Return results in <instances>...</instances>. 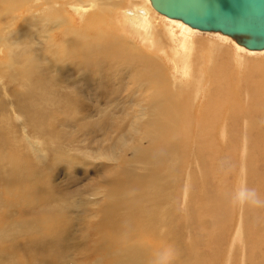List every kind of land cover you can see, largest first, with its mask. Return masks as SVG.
I'll return each instance as SVG.
<instances>
[{"label": "rangeland", "instance_id": "rangeland-1", "mask_svg": "<svg viewBox=\"0 0 264 264\" xmlns=\"http://www.w3.org/2000/svg\"><path fill=\"white\" fill-rule=\"evenodd\" d=\"M94 1L95 0H55V3L58 4V9L61 8V10H63L62 7L65 5V8H67L66 10H67V12H69V14H65L63 17H64V19L67 17L65 19V21L69 20V22L71 24H73L74 27L81 26L82 21H80V20H83V22L86 24L87 29L90 30V33H87V35H92L91 29L93 30V33H96L98 31V29L94 28L93 23L95 21H99L101 23L99 25L100 29L102 31L109 33L108 38L115 42V46H117V47H114L115 49H120L119 47L124 48V49L126 48L132 52V55H136L134 48H133V46H136L137 48L140 49V52H138L139 57L140 56L151 57L153 59H156L158 62H165L166 66L169 67V70L166 67H164L165 71L163 69L159 70V71L163 72L162 78H167L171 82L169 84H167L166 81H163L166 83V84L164 83L165 86L163 85V82L162 83H160V82L152 83L150 76L148 77L147 74L143 73L140 70L141 68H138V66H137L138 64L128 63V62H124V61H122L124 67H129L135 71L133 77L129 76V78H127L126 77L127 75L123 74V76H125V78L123 76H120L121 79L119 78V80H122V82H121L118 79L115 80L112 77L113 75H111L109 77L103 76V78H105V79L102 80L103 78L102 77L100 78L98 75H95V76L91 75V73L93 74V72L88 73L87 71H89V69L85 70L84 72L83 71L81 72L80 67H78V66H80L79 61H73L71 64H69L71 74L68 73L67 75L65 74V76H64V77H66L65 78L66 83H68V82L69 83L67 85L62 84L61 86H59L61 88L62 87L64 88L67 86L66 91L68 93V97H66L63 101L61 99V104H64V105L66 104V106H65L66 108H63L62 112L54 113L52 115V117L55 116L54 118L51 117L48 120L46 118H45L46 120L43 118V122L45 120V122H44L45 124L38 126V129L37 128L35 129V131H34L35 133L37 131L39 132V133L37 132L38 134H36V139L40 141L39 142L40 144L36 143L35 140L33 141V139H30L32 142L29 144H27L24 140H22V143H21V141H19L20 140L19 139L15 145L14 150L9 148V146L11 144L10 141H11V139H13L11 137L13 134H10L7 130L9 129V127L11 125H13L14 127L16 126L18 128L13 129V131L16 132L17 137H18V135L21 136L20 126H17V125H20V123H22L24 114L23 113H17V116H18L17 120L18 121L15 119L10 120V118H8V117L9 116L13 117V114L11 112L7 113L8 105L6 104V97L2 96V94L0 93V110H1L0 111V118H1L0 119V134H5L6 137H3V139H7L4 141L2 140L0 142V163L3 166L5 165L4 168L7 169L6 172L11 171L13 173L21 171L23 168L22 165H23L24 161L28 160V159L30 161L31 167L32 166L34 167L33 170L40 169L42 166H44V168H45L43 171V173L45 174L44 178H43V180L45 179L44 186L46 187L47 191L49 190L48 191L49 193L50 192L54 193V191H57L55 193H58V194H48L47 193L46 199H48L49 202L48 203L44 202V204H43L44 206L24 207L21 204H17L16 206H15V204L14 205L9 204L8 200L4 197L3 189L2 190L0 189V192H1L0 193V264H25L23 261L24 257H21V255H25L27 257L28 254H31V253L32 254H38V252L41 249L40 246H38L39 248L35 251H29L28 248L26 249V247H28L27 244H25V243L21 244V242H24L23 236H27V235L29 238H33V239L38 238L39 240H41L44 235H50L52 237H57V238L59 237L56 241H54V240L52 242L50 241V243L47 245L48 249L46 248V250H44V249L41 250V252L38 256V259H39L38 261L34 260L36 258L35 255L30 256V258L29 257L26 258L27 260H29L28 261L29 264H59V263L60 264L61 263L62 264H100V262H101V264H110L109 261H114L113 255L112 256H109V254L107 255V253L104 252L106 249L104 250L100 244H101V242L106 241L107 238L111 237V234H112V236H115L116 234L113 235V233H114L113 232L111 234L110 233L108 234L109 237H107V236L105 237L104 235H101V236L98 235L97 236L98 238H94L96 236H93L91 232H93V226L95 223H96V227L98 228L99 232H100V230L105 232V229L103 228L102 225L100 227L98 226L100 224L98 222H102L103 220L106 221L105 216H103L102 214L101 215H99V214L101 213V207L108 200H109L108 201L109 203H113V204L124 203V204H122V206L123 205L126 206L127 204H128V206H130L131 201L129 200V198H127V191L126 190H127V188H129L131 186V182L129 179V175L127 177L126 176L122 177V175L120 174V171H125L128 173L132 170L134 174H139V175H144V173H146L144 171H138L137 167H140L141 165L139 163L133 164V160L130 159L133 155V152H135L134 149L136 150V152H137V150L140 151L141 149H145V148H146L145 150H147V149L152 150L151 153H153V155H149L148 152H145L146 155L150 158V156L151 157L155 156L157 151L159 149H161L160 147L164 148L163 146L165 144L169 145V147L172 146L173 144H171L170 141L175 142V139L178 140L179 144L182 143L184 145V143L178 138L177 135H168V136L166 135L162 139L163 133H159V131L156 129L155 130L154 129H152V130L148 129V127L151 125L143 126V127L140 126L141 133L139 135L131 134V137L129 139H132V143L138 145L137 147H136V145L134 146L132 143H131V145L129 144L128 146L125 145V143L128 139V135H127V131H128L127 126L128 125L127 126L126 125L122 126V125L125 122H128V118H126L127 116L123 117V113L125 112V114H126L127 112H129V113L131 112V114L129 116L132 117L133 114L137 110L140 111L139 110L140 107L137 104L140 103L139 101H141V100L138 101L136 99L135 95L133 94V90L135 91L136 89L134 88V86H133L134 84L132 81L133 79H135L137 77L138 74L140 76L139 79L145 78L143 80L146 83V86L144 87V91L147 93V88H148V89H152L151 90L152 92H155V95L143 96L142 100L145 98L147 101H149V100H151L150 98L152 97L156 101L158 100L157 102L159 103L160 100H165V98H164L165 96H167L166 98L174 96V100H173L174 103H172L173 102L172 100H170L171 103H169L170 101L166 102V103H167V105H170V104L172 106L176 105V107L175 106L174 107L169 106V108H167V110H166L167 112L161 111L163 116H165L164 114H166L167 116H165V118L168 119L169 118L168 116L171 117L174 114L180 113L182 115L183 121L187 120L189 122V123L186 122L187 123L186 125H184V124H182V125L186 126V128H187L188 125L190 124L189 128H190L191 132H190V135L189 134L186 135V138H189V139L191 138V142H195V140L199 141V139L201 142H203V139H204L206 141V142L204 141L205 143L208 142L209 145L210 144L212 145L211 149H209L210 152L207 151V149L205 152H207V154L209 152L208 155H210L209 157L211 159H213V157L215 156L214 159L216 158L215 159L216 168L218 169V167H219L220 170L218 169L219 171L215 172V170L212 169V171L210 172V175L209 174L207 175V173H208L207 168L210 167V165L207 164L210 161V159L208 157L209 160L206 163L207 164L206 165V175L208 178H209V176L211 178L210 185L208 183V178L206 181L205 174H202V175L197 174L198 176L192 177L195 180V181L192 180L190 182L191 183L190 184L191 189L193 192V198L191 199L189 207L191 208L192 214H196L198 212L197 210L200 207H202L201 206L202 204H204V203L209 204L207 201L208 198H210L211 196H214L215 192H218V191H219V199L221 200L223 205L221 204L222 207H220V209H219V210H221L220 211L221 213L219 212V210L217 211L214 209L209 215L203 217L202 222H203L204 226L202 227L201 231L197 230V229H200V226H196L197 229H194V232L192 233V226H189V225H192V222L194 225H197L199 223V221L201 220V218H198V217H196L190 213L186 214V217H185V209L182 210L181 212H179L176 210V208H177L176 206L170 207L168 204H167L168 210L170 208L172 209V207L175 209V214L172 215V217H169V222L171 225L167 226V224L165 225V223H163V225H160L159 231L152 226H147V225L143 226L144 224H147V220L148 221L158 220V217L160 215L159 214L160 210L157 207L158 202L163 203L164 201L168 200L167 195H168V193H170L168 190L165 189L164 196H163L164 199L162 198V194L160 195L161 196L160 199L157 198L158 201L156 200L155 195L150 197V200L156 204L155 206H156L157 210H155V209L150 210L151 206H149L145 210H143V208H142L140 210V212L126 215L127 224H126V228H125L126 231H125L124 240L126 242H128V241L129 242H132V241L135 242V240L141 238L140 236H135V235H141V234L145 233V238L148 242H150L149 238H150V240H154V243L152 245L155 246V252L158 253L157 244H156V242H158L161 246L160 253L167 254L170 250L174 251V247L176 250L174 253L180 252V246H178L179 245L178 242L180 239L181 240L183 239L184 242L186 241L187 244L189 243V239H190L191 240V242H190L191 246H189L190 250L188 249L189 250L188 253L186 255H184V257L181 258V260H180L181 263L172 262V264H234V261H235V264H246L245 262L249 259V255H248L247 249H246V247H247V244H246L247 236L248 235H249V237L250 236L251 237L263 236V238H264V235H263L264 233H261L263 231H260V229L264 228V227L261 228L262 226H264V221H262V220H264V200L261 199V198L264 199V186H263L264 181H261L264 179V115H263L264 114V110H263L264 109V99H262L263 103H262L261 107L259 108V113L249 109L250 100H249L248 93H242L241 87H245L247 89L245 80L248 79V81H249V87L248 88L250 89V87H252L254 85V77L251 75V73L249 74L248 69H247V71H245V69L247 67L244 68V66L242 64L240 65L239 63L242 62L241 59H244L243 60L244 62L250 63L248 66H251L254 63H256V64L259 63L262 65V64H264V54H247V53H245L239 49L234 48V46L224 37L209 36V35L201 34V33L191 34L188 30H186L187 32H184V30L180 27V24L171 23V22L165 20L164 18H162L159 14H157L150 7L148 0H134L136 3L133 0H131V1L130 0H98L101 3L107 1L108 5L112 6V7H105V9H104L105 15L101 11L97 10L96 6L91 7L88 10L84 9L85 5H91ZM17 3L16 4L5 3L4 6L7 7L10 4H14L16 6V5H18ZM46 6L51 7V5H49V4ZM78 8L79 9L83 8L84 11H80V10H78ZM135 8H137L135 10L137 15L141 16V17L147 13L146 9L151 11L152 17L150 20L154 23V27L156 28V34H157V39H158L157 42L160 46H162L164 44L163 42H161L162 40L166 41V43H169L168 48L171 47L172 49H177V48H179L180 45L185 44L186 42L189 44L190 50L198 49V48L203 47V46L208 44V46L202 48L201 52L199 50L198 54H201L203 61H204L206 55H211L212 58H216L217 59L216 68L221 69V71H223L225 73L224 83L218 85V87H219L218 91L215 90V92L211 93V96H210V94H209L210 80L206 78L204 72H201V67H202L203 61L201 63L197 64L196 72L197 73L201 72L200 76H196L197 79L196 78L194 79L191 76V72H190L184 79L187 81V84L178 85V82L175 83L176 85L172 84V82L176 81L172 75V72H174L175 67H177V66H173V65L178 64V58L174 57L173 62H169L167 60L169 58H167V57H163V56L157 57L156 56L157 50H155V52H154V50L152 49V43L145 40L142 36H138L136 34V32L134 30H132V29H137V26L134 23L125 22L126 28L122 27L119 24V20H121L123 17L127 18L125 11H130L129 9H135ZM142 10L145 12L144 14H141ZM128 13H130V12H128ZM82 16L86 17V18L80 19V17H82ZM72 21H73V23H72ZM20 26H21V24H20ZM17 28L18 27H16V30H17ZM26 28H27V26L24 29H26ZM27 30H29V28ZM34 31H35L34 28H30V32H34ZM98 34H101V32L99 31ZM23 40L27 41L26 38ZM23 40H20V41L24 43ZM217 48H220V49H217ZM158 51L165 54L164 50H162L161 48ZM188 52H189V49H188ZM239 54H241L242 56H247V57L245 58V57L239 56ZM133 57L138 59L137 56H133ZM240 57H242V58H240ZM192 59H193V54L191 53L189 55V57L187 58V61L186 62L184 61V66L186 65V71H187V66H188L189 62ZM132 61L135 62V60H133V59H132ZM75 62H76V64H75ZM178 65H179V67H181V65H182L181 62H179ZM75 66L78 67L79 70ZM12 68H13V66L11 64L9 65L8 63L4 64V66L0 68V75H1L0 78L3 79V81L6 82L10 79L11 75L13 74V71H11ZM77 72L79 74H77ZM238 77H239V79H237ZM255 77L258 78L259 80H260V78L264 79V76L263 77L262 76H259V77L255 76ZM111 78H113V79H111ZM23 79L24 78L19 77L18 80L13 82L12 84L15 87H17L19 85H21V86L29 85L30 81H28L26 79L23 80ZM198 79H199V81L196 82ZM222 79H223V76H222ZM136 80H138V78H136ZM242 80L244 81V83ZM204 81H205V83H204ZM240 82L242 84H240ZM195 84H197V85H195ZM70 85H73L72 87L75 88L74 91H73V88L72 89L68 88ZM99 85L102 87H100ZM193 85H195L194 87L197 89H195L194 87H191ZM132 86H133V88H132ZM183 86H184V88H183ZM199 86L200 87L203 86V87L200 88ZM165 90L167 92H165ZM27 91H29L30 93H26ZM247 91H248V89H247ZM52 92L53 91H51V94H52ZM54 92L56 93L57 91L54 90ZM54 92H53V94H55ZM158 92L162 93V94L164 93L165 95L164 94L161 95L162 98L157 97V96H159ZM32 93L39 95L35 90L20 89L17 92V94H20L22 97H25V96L32 94ZM7 94L9 96L12 95L9 93H7ZM136 95H138V94H136ZM146 96H148L149 98ZM153 96H155L156 98ZM129 97H130V99H129ZM73 98H74V100H73ZM75 99L78 101L77 102L78 104H76ZM128 101H130V102H128ZM179 101L181 104L178 103V105H177L176 103ZM131 102L134 103L136 106L132 107ZM36 103L41 104L42 100H40V98H39L38 102L36 100ZM52 103L53 102H51V104ZM46 104L47 103L44 102V105H46ZM108 105H109V107H108ZM163 105H164V103L162 104V106L160 104L161 107H163ZM46 106H48V104ZM171 107H172V109H171ZM52 108L53 107H50V109H52ZM131 108H133V109H131ZM136 108H137V110H136ZM130 109H131V111H129ZM247 109L249 111H247ZM52 110H56V107L53 108ZM218 110H220V111H218ZM132 111H133V113H132ZM148 112L153 113L151 110H149ZM249 113H250V115H249ZM251 113H252V115H251ZM261 114H262V116H261ZM105 115H106V117H105ZM183 115L186 117H184ZM248 115H249V117L251 116L250 119H249ZM257 117H258V119H255ZM39 118L40 117H37V119H39ZM252 118H254V119H252ZM53 119H55V120L53 121ZM63 120H65V121H63ZM209 120L211 122H209ZM10 121H12L13 123ZM47 121H49V122H47ZM123 121H125V122H123ZM234 121H235V123H234ZM73 123H75V125H73ZM79 123L82 126H80ZM48 125H49V127H48ZM99 125H101V126H99ZM98 126L100 129L98 128ZM120 126H122V127L120 128ZM229 126H231V127H229ZM7 127H8V129H7ZM14 127H12V128H14ZM45 127L47 128V130L45 129ZM51 127H52V129H51ZM205 127H206V129H205ZM48 128H50L51 130L48 131ZM198 128H200L202 130H200ZM250 128H251V130H250ZM28 129H30V128H28ZM85 129H87V130H85ZM222 129H224V130H222ZM52 130L55 132H53ZM91 130H93V132ZM105 130L108 132H106ZM253 130H256L257 132L254 131L252 133ZM11 133H13V132H11ZM27 133H29V135L30 134L33 135V132L27 131ZM99 133H101V134H99ZM44 134H46L47 136H44ZM54 134L55 135L58 134V135L55 136ZM103 134H105L107 137L104 136ZM141 134H142V136H141ZM197 134H199V135H197ZM248 134H251L253 137L249 135V138H248ZM7 135H9L10 137ZM67 135H69V136L67 137ZM207 135H208V137H207ZM38 136L39 137L42 136L41 139ZM61 136H63V137H61ZM65 136H66V139L64 138ZM32 137H34V136H32ZM57 137L58 138L60 137V139H58ZM71 138H73V139H71ZM134 138H136L137 141ZM171 138H173V139H171ZM52 139H53V141H52ZM81 139H82V141H81ZM110 139L112 141H110ZM133 139L135 140V142H133L134 141ZM89 140H91V141H89ZM120 140L123 143H121ZM124 141H125V143H124ZM33 143H34V145H33ZM158 143H162V144H159L157 147L156 144H158ZM26 144L28 145V147H30V149L29 148L23 149L22 150L23 152H20L21 147H24V146L27 147ZM154 144H155V146H154ZM39 145H41L40 148L43 151L45 150V152H46V153L44 152L45 159L43 158V161L44 160L45 161L39 162L40 164L42 163L41 164L42 166H40V164H37L38 162H37L35 157L34 158L32 157V154L35 153L33 149L35 148V146H39ZM1 146L3 149H1ZM92 146H94V147H92ZM97 146H98V150L99 149L101 150V147L103 146L102 148H104V149H102L101 151L99 150V152H103V156L106 155L104 152L105 150L110 149V147L115 148V146L117 149L120 150V154L117 155L115 160H109L108 161V160L103 159V158H97V156L94 154V152L97 150ZM89 147H91V148H89ZM127 147H128V149H127ZM53 148H55L54 151L52 150ZM184 148H185V146H184ZM196 148H199V147L196 146ZM207 148H209V147H207ZM4 149H5V152H3ZM183 149H182V153L184 151ZM11 150H12V153H15L14 155L12 153L10 154ZM73 150H74V152H73ZM24 152H26V153H24ZM67 152H68V154H67ZM172 153H173V150L171 151V155H172ZM6 154H8V155L6 156ZM67 155H68V157L69 156H71V157L68 158ZM230 155H232V156H230ZM72 156L74 157L73 159H75V162L72 159ZM119 156H121L123 159ZM66 157L68 159V160L66 159V161H69V160L71 161V159H72V161H71L72 164L70 161L68 163H65ZM13 158L15 160L11 161V159H13ZM126 159H127V161H126ZM166 159H167V157H166ZM192 159L193 158L189 159L190 161L188 162V164L193 163V161H191ZM248 160L250 162L249 165L252 166L251 169L255 172V175L257 177H260V179H258V180L257 179L253 180V184L251 187L249 186V183H248V170H249ZM35 161H36V163H35ZM168 162H170V160ZM168 162L165 161L162 163L163 165H164V163L167 164L165 166V168H168ZM210 162H212V161H210ZM81 163L83 165H81ZM52 165H53V167H52ZM212 165H213V162H212ZM247 165H248V168H247ZM151 166L154 169V170H152L153 172L157 171V169L154 165H149L148 167L151 168ZM104 167H106V168H104ZM233 167H235L236 169L234 168L235 169L234 170ZM253 167L255 169H253ZM107 168H109L110 171L106 170ZM134 170H135V172H134ZM166 170L167 169H165V175L168 174V173H166ZM0 172H1V170H0ZM246 172H247V174H246ZM1 173H0V176L2 175ZM105 173H107V174H105ZM127 173H125V174H127ZM214 173L215 174L217 173V174L215 175ZM218 173H219V175H218ZM220 173H222V174H220ZM47 175H49V176L47 177ZM214 175L217 177L222 176L223 177V178L221 177L222 182L218 178H216ZM103 176L105 178L107 176H109L108 180L112 179V181H114V182L121 181V182H119L120 186L122 187V188L120 187V191L122 189L121 194L118 193V190H114L113 193L109 194V196H111V198H108V195H106V192L104 190L105 188L103 186V184L106 183V181L103 180L104 179ZM166 176H167L166 178L168 181L172 180V175L170 176V174H169V177H168V175H166ZM99 177H102V179ZM176 178H177V176H174L173 181ZM204 179H205V181H204ZM213 179L215 182L211 183L213 181ZM243 182H244V184H243ZM202 183H204V186H202ZM257 183L260 184V188H259V184H257ZM161 185L162 184L158 185L157 187H159ZM208 185L210 186L211 191H208V193H207L206 189H207V187H209ZM247 185H248V187H247ZM56 186H57V189L55 190L54 187L56 188ZM49 187L52 189H50ZM79 190H80V192H78ZM252 190H253V198H254V201L256 203L255 206H259L258 207L259 213H257V214H255V212L252 213V215H255V216L259 215L258 216L259 218L258 217L255 218L256 226H254V227H256V228H254L255 231L251 230L252 232L251 231H245L242 228V230H243L242 234L240 232V235L238 236L239 231H237V230L240 229L241 223L243 224L242 217L245 214V213L243 214V210L245 209V208L243 209V205L245 206V202L247 200V194ZM93 191H95V192H93ZM96 192H98L99 194L95 195ZM202 192H205V199L203 201L201 200L203 198ZM171 193L173 195V192H171ZM221 193L222 194L224 193V194L222 195ZM124 194H125V196H124ZM137 194H138V192H132V196H135ZM210 194H211V196H210ZM259 194L262 197H260ZM50 195H52L51 196L52 198H55L58 195L56 201H53V199H51ZM59 197H61V198H59ZM91 197H93L94 199ZM80 198H82V199H80ZM83 198H85V199H83ZM171 198H174V197L172 196ZM260 199L262 200V202L260 201ZM161 200H163V202ZM171 200L172 199H170V201ZM76 201H80L82 203L83 202L89 203V201L91 202V204L89 206H85L86 209L88 210V213H86V216H90L89 217V223H88L89 227L87 226V227L83 228V227H81V225H78L77 221L80 219V217L85 216V214L80 215L81 214L80 213L81 208L79 207V209H76L73 206ZM71 202L73 205L71 204ZM204 206H206V205L204 204ZM66 207H68L67 210L65 209ZM228 207H229V209H228ZM61 208L65 209V211L64 210L63 211L66 212V216H65V213H63L64 216L61 217L60 223L58 224L59 226H57L56 231L51 230L52 232H50V230H48L45 234L42 235L41 233L43 232L44 229H49L48 225L43 224L45 222H42V220L43 221L45 220L44 216L47 215V213H49V212L50 213L51 212H59V211H61ZM204 208H201V209H204ZM95 209L97 212H100V213L98 214L95 211ZM162 209H161V216H163V217L161 219L163 221H165V219H166L165 209H163V210ZM247 209L251 210L249 208H247ZM253 209H255V208L253 207ZM224 210H225V212H224ZM222 212H223V215L226 216V220H229L226 222V226H224V221H226V220L222 219V216H223ZM180 213H182V214H180ZM89 214H91L92 216ZM154 214H156V215H154ZM101 216H103V217H101ZM63 218L65 220H62ZM140 218H141V220H140ZM219 220H223V221L219 222ZM132 222L139 223L140 225L143 226L144 229H135L133 231L134 233L133 232L131 233V230H130L128 223H132ZM175 222H177V224L178 223L180 224L178 227V230L180 231L178 238L174 237V235L171 236V233H173V231L171 232L172 227H173L172 225ZM62 224H66V228L63 230L60 229V226ZM32 227H33V229L29 230ZM25 228H26V231L29 230V233L26 235H23V232L21 230L25 229ZM174 228L175 227H173V229ZM167 229H168L169 233L167 232ZM152 230H155V232L150 233ZM186 230H188V231L190 230V232H191V237L188 240L186 239V234H185ZM112 231H113V229H112ZM249 232L251 234H248ZM40 234H41V236H40ZM151 234H152V237H151ZM166 235H169L172 238L168 237V238L164 239ZM61 236H64V238H62L63 240L61 239ZM100 237H101V239H100ZM154 238H156V239H154ZM242 239H243V241H242ZM31 240L32 239H29L30 245L32 243ZM60 240L63 242H61ZM55 242H56V247H55ZM197 242L199 245L197 244ZM59 243H64V244H59ZM50 244L54 247V249L52 248V246ZM60 245L62 247H64L65 249L62 248ZM66 245L69 247H67ZM196 245L199 246V248ZM24 246H26V247H24ZM23 247H24V249H26L25 253H24L25 250L23 249ZM10 248H13V249L10 250ZM80 249L82 250V252H79V254H80V256H79V255H77L76 251H79ZM15 250H17L18 254L14 253ZM29 252H31V253H29ZM66 252H67V254H66ZM102 252H104V253H102ZM196 252H197V254H196ZM263 252H264V248H262V253ZM73 253H76V254H73ZM263 255H264V253H263ZM150 256L152 257V254H150ZM243 256H244V258H243ZM109 257H110V260H109ZM107 258L109 261L107 260ZM163 258H164V256H162L157 261V264H170L171 263V262L163 261ZM189 258H190V260H189ZM230 261H232V262H230Z\"/></svg>", "mask_w": 264, "mask_h": 264}, {"label": "bare ground", "instance_id": "bare-ground-1", "mask_svg": "<svg viewBox=\"0 0 264 264\" xmlns=\"http://www.w3.org/2000/svg\"><path fill=\"white\" fill-rule=\"evenodd\" d=\"M15 2L16 3L18 2L17 3L18 5L15 6L14 5V4H16ZM148 2H149V0H148ZM5 3H14V4H10L7 7H5L4 6ZM48 4L51 5V7L46 6ZM94 6H96V9L101 11L104 15H105V11H104L105 7H112V6L108 5L107 1L101 3L98 0H95L91 5H85L84 9L88 10L89 8L94 7ZM150 7H151V5H150ZM62 8H63V10H61V8L58 9V4L55 3V0H0V68L3 67L4 64H7V63L9 65L11 64L13 66V68L11 70V71H13V74L11 75V77H10V79L8 81L5 82V81H3V79L0 78V93L2 94V96L6 97V104L8 105L7 113L11 112L13 114V117L12 116L8 117V118H10V120H13V119L17 120V118H18L17 113H23L24 114L22 123H20V125H17V126H20L21 136L18 135V137H17L16 136V132L13 131V129H17L18 127H16V126L14 127L13 125H11L10 127L8 126L9 129L7 127V129H8L7 131L10 134H13L11 136L13 139L10 138L11 139V141H10L11 144L9 146L10 149H13V150L15 149V145H16V143H17V141L19 139H20L19 141H21V143H22V140H24L27 144H29V143L32 142L30 139H33V141L35 140L36 143L40 144L39 143L40 141L36 139V134H38L39 132L37 131L38 133L37 132L35 133L34 132L35 129L36 128L38 129V126H41V125L45 124L44 123L45 120L46 119L47 120L50 119L54 113L62 112L63 111L62 109L66 108L65 107L66 104L65 105L61 104V99L63 101L66 97H68V93L66 91L67 90V88H66L67 86L64 87V88L63 87L61 88L59 86H61L62 84H66L67 85L69 83V82L66 83V79H65L66 77H64V76H65V74L67 75L68 73L71 72V70L69 68V64H71L73 61H79V65L80 66H78V67H80L81 72L82 71L84 72L85 70L89 69V71H87L88 73L89 72H93V74L91 73V75H93V76L98 75L100 78L101 77L103 78V76L104 77H109V76L113 75L112 77L115 80L116 79L119 80L120 76H123V74L127 75L126 76L127 78H129V76L133 77L135 71L133 69L129 68V67H124L123 63H122V61H124V62H128V63L138 64L137 65L138 68H141L140 70L143 73L147 74L148 77L150 76V79H151L152 83H157V82L162 83L163 81H166V83L169 84L171 82L167 78H162L163 72L159 71V70H162V69L165 71L164 67H166L169 70V67L166 66L165 62H158L156 59H153L151 57H143V56L139 57L138 56V52H140V49L137 48L136 46H133L136 55H132V52L129 49H126V48L124 49V48L119 47L120 49H115L114 47H117V46H115V42L108 38L109 37V33L105 32V31H102L100 29L99 25L101 23L99 21H95L93 23L94 28L98 29V31L96 33H93V30L91 29L92 35H87V33H90V30L87 29L86 24L83 22V20H80V21H82V25L81 26L74 27L73 24H71L69 22V20L65 21V19L67 17L64 19L63 16L65 14H69V12H67V10H66L67 8H65V5ZM84 9L83 8H81V9L78 8V10H80V11H84ZM136 9L137 8L129 9L130 11H125L127 18L123 17L121 20H119V24L122 27L126 28V23L125 22L134 23L137 26V29H132V30H134L138 36H142L145 40H147L148 42L152 43V49L154 50V52H155V50H157L156 51V54H157L156 56L157 57L158 56L167 57V58H169V59H167L169 62H173L174 57L178 58V64H179V62H181L182 65H181V67H179L178 64L177 65H173V66H177V67H175L174 72H172V75H173V77L176 80V81L172 82V84H175L176 82H178V85L187 84V81L184 80V79L190 72H191V76L194 79L195 78L197 79L196 76H200L201 72H204L206 78L210 80V86H209V94H210V96H211V93L215 92V90L218 91V89H219L218 85L224 83L225 73L223 71H221V69L216 68V65H217V59L216 58H212L211 55H206V57H205V59L203 61V58H202L201 54H198L199 50L201 52L202 48L208 46V44L203 46V47H200V48H198L196 46L198 49L190 50V46L186 42L185 44L180 45L179 48L172 49L171 47L168 48L169 43H166V41L162 40L161 42H163L164 44L162 46H160L158 44V42H157L158 39H157V34H156V28L154 27V23L150 20L151 17H152L151 16V11L146 9L147 13L141 17V16L137 15V13L135 11ZM128 12H130V13H128ZM155 12L157 14H159L162 18H164L165 20H167V21H169L171 23L180 24V27L184 30V32H187L186 30H188L191 34L201 33V34H206V35H209V36L224 37L234 46V48L239 49V50H241V51H243V52H245L247 54H264V48L261 49V50H248V49H245L244 47H242L241 45H238L233 39H231L230 37H228L226 35L220 34L218 32L200 31V30H197L195 28H192V27L186 25L185 23L181 22L178 19H172V18L166 17L165 15H162V14L158 13L157 11H155ZM144 13L145 12L142 10L141 14H144ZM81 18H86V17L82 16V17H80V19ZM72 23H73V21H72ZM20 24H21V26H20ZM26 26H27V28L24 29ZM16 27H18L17 30H16ZM28 28H29V30H27ZM30 28H34L35 31L34 32H30ZM99 31L101 32V34H98ZM25 38L27 39V41L23 40ZM20 40H23L24 43L21 42ZM160 48L162 50H164L165 54L160 52V51H158ZM188 49H189V52H188ZM217 49H220V48H217ZM191 53L193 54V59L189 62L188 66H187V71H186V65L184 66V61L185 62L187 61V58L189 57V55ZM133 56H137L138 59H136ZM239 56H242V55L239 54ZM242 57L246 58L247 56H242ZM242 57H240V58H242ZM132 59L135 60V62H133ZM243 60L244 59H241L242 62H240L239 64L240 65L242 64L244 66V68L247 67L245 69V71H247V69H248L249 74L251 73V75L254 77V85L252 87H250V89H249L248 88L249 87V81H248V79H246L245 81H246V87H247L248 91H247V89L245 87H241L240 86L241 87V91H242V93H248L249 100H250L249 109L259 113V108L261 107V105L263 103L262 99H264V79L260 78V80H259L255 76H257V77H259V76L263 77L264 76V64L261 65L259 63H257V64L254 63L253 65L248 66L250 63H246ZM202 61H203V63H202V67H201V72L197 73L196 72L197 64L201 63ZM75 64H76V62H75ZM78 67H76V68H78ZM78 70H79V68H78ZM78 72H77V74H79ZM222 76H223V79H222ZM0 77H1V75H0ZM19 77L24 78L23 80L26 79V80L30 81L29 85H26V86L19 85V86L15 87L12 83L17 81ZM123 77L125 78V76H123ZM139 77L140 76L138 74L137 77H136V78H138V80H136V78H135L132 81H133V84H134L133 86L136 89L135 91L133 90V94L135 95V97H136V99L138 101L139 100L142 101V102L139 101L140 103L137 104L140 107V109H139L140 111H138L137 108H136V110L138 112L136 111L133 114L132 117L129 116L131 114V112L130 113L127 112L126 114H125V112L123 113V117L127 116L126 118H128V122L123 121L125 123L122 125V126H125V125L127 126L128 125L127 126L128 127V131H127L128 139H127L126 143L124 141L125 145L126 146H128L129 144L131 145L132 139H129L131 137V134L139 135L141 133L140 126L143 127V126H149V125H151V126L148 127L149 130H152V129L155 130L156 129V130L159 131V133H163L162 139L166 135L167 136L168 135H177L178 138L184 143V145L182 143L179 144L178 140L175 139V142H171L170 141V143L173 144L172 146L169 147V145L165 144L163 146L164 148L160 147L161 149H159L157 151L155 156H153V157L150 156V158L146 155L145 152H148L149 155H153V153H151L152 150H150V149L145 150L146 149L145 148V149H141L140 151L137 150V152H136V150L134 149L135 152H133V155H132V157L130 159L133 160V164L139 163L141 165L140 167H137L138 171H144L146 173H144V175H139V174H134L132 170L130 172H128V173L125 172V171H120V174L122 175V177L123 176L127 177L129 175L131 186L129 188H127L126 191H127V198H129V200L131 201V202L129 201L130 202V206H128V204L126 206H124V205L122 206V204H124V203H121V204L109 203L108 202L109 200H108L107 201L108 203L105 202V204L101 207V213L97 212L96 209H95V211L98 214L100 213L99 215L102 214L106 218V221L103 220L102 222H98V223H100L98 226L100 227L102 225L103 228L105 229V232L101 231V230L99 232L98 228L96 227V223L93 226V232H91V231L90 232L92 233L93 236H96L94 238H98L97 237L98 235L99 236L104 235L105 237L106 236L109 237L108 234L109 233L111 234L113 232H114L113 235L116 234L115 236H112V234H111V237L107 238L106 241H103L100 244L103 247L104 250L106 249L104 252L107 253V255L108 254H109V256L113 255L114 261H109L110 257H109V260L107 258V260L109 261L110 264H157V261L162 256H164L163 261L171 262L170 264H172V262L181 263V261H180L181 258L184 257V255H186L188 253V251L190 250L189 249V246H191L190 245L191 240L189 239L191 237L190 230L189 231L186 230V233H185L186 234V239L187 240L189 239V243L187 244L186 241L184 242L183 239L182 240L180 239L179 242H178V244H179L178 246H180V252L174 253L176 251L175 247H174V251L170 250L167 254H162V253H160L161 246H160V244L158 242H156L157 249H158V253H157V252H155V246L152 245L154 243V240H150V238H149L150 242H148L146 240V238H145V233L141 234V235H135V236H140L141 237L140 239L135 240V242H133V241L132 242H129V241L126 242L124 240L125 231H126L125 228H126V224H127L126 215L140 212V210L142 208H143V210H145L149 206H151L150 210L151 209L157 210L156 206H155L156 204L150 200V197L155 195V198L157 200V198L158 199L161 198L160 195L162 194V198H163L164 192H165V189H166L170 193H168V195H167L168 198L165 196L168 200L165 199L166 201H164V202H163V200H161L163 203L158 202V206L157 207L160 210L159 211L160 215L158 217V220H153V221H148L147 220V224L143 225V226H146V225L147 226H152V227H154L155 229H157L159 231L160 230V225H163V223H165V225L167 224V226L171 225L170 222H169V217H172V215L175 214V209L173 207L176 206L177 207L176 210L179 211V212H181L182 210L185 209V217H186V214H188V213L192 214L191 208L189 207L191 199L193 198V192H192L191 185H190L191 184L190 182L192 180H194L192 177L205 174V178H206V181H207V178H208L207 175L208 174L210 175V172L212 171V169H214L215 172L219 171L220 169H219V167H218L219 170L216 168V164H215V159L216 158L214 159L215 156L213 157V159H211L209 157L210 155H208L209 152H210L209 149H211V147H212L211 144L209 145L208 142L205 143L206 141L204 139H203V142L204 141L205 142L203 143V142L200 141V139H199V141L195 140V142H191V138L190 139L186 138V135H188V134L190 135V132H191V130L189 128L190 124L188 125L187 128H186V126L182 125V124L186 125L187 124L186 122H188V121L187 120L183 121L182 115L180 113L174 114L171 117L168 116L169 117L168 119L165 118V116H167L166 114H164L165 116H163L162 112H165L167 110V108H169V106H172L171 104L167 105L166 102H169L170 100L173 101L174 100V96H171V97H168V98H166L167 96H165L164 97L165 100H160L161 102L159 101V103L157 102L158 100L156 101L152 97L150 98L151 100H149L148 96L149 95L150 96L155 95V92H152L151 91L152 89H148L147 88V93H146L144 91V87L146 86V83L143 81L145 78L144 79H142V78L139 79ZM113 78H111V79H113ZM104 79L105 78H103L102 80H104ZM237 79H239V77ZM119 81L122 82V80H119ZM198 81H199V79L196 82H198ZM164 83L165 82H163V85L165 86L166 83L165 84ZM204 83H205V81H204ZM243 83H244V81H243ZM240 84H242V83L240 82ZM195 85H197V84H195ZM195 85H193L191 87H194ZM72 86L73 85H70L68 88H70V89L73 88V91H74L75 88L72 87ZM133 86H132V88H133ZM100 87H102V86H100ZM202 87H200V88H202ZM183 88H184V86H183ZM20 89H23V90H35L39 95H36V94L32 93V94H29V95H27L25 97H22L20 94H17V92ZM195 89H197V88H195ZM54 90L57 91V92L55 93ZM51 91H53L55 94H53V92L51 94ZM165 92H167V91L165 90ZM7 93L12 94V95L9 96ZM26 93H30V92L27 91ZM136 94H138V95H136ZM163 94L158 92L159 96H157V97H161L162 98L161 95H163ZM145 95H148L146 97H148L147 99L149 101H147L145 98L142 100L143 96H145ZM130 97H129V99H130ZM153 97H155V96H153ZM39 98H40V100H42L41 104L36 103V100L38 102ZM73 100H74V98H73ZM44 102L47 103L48 106H46L47 104L44 105ZM51 102H53V103L51 104ZM77 102L78 101L76 100V104H78ZM128 102H130V101H128ZM162 102L164 103L163 107H161L162 104H163ZM169 103H171V101ZM172 103H174V101ZM178 103H180V101L177 102L176 104L178 105ZM160 104H161V106H160ZM131 106L134 107L136 105L134 103H132ZM174 106L176 107V105H173L172 107H174ZM50 107H53V108L56 107V110H52L53 108L50 109ZM108 107H109V105H108ZM172 107H171V109H172ZM131 109H133V108H131ZM131 109L129 111H131ZM149 110H151L153 113H149L148 112ZM218 111H220V110H218ZM247 111H249V110L247 109ZM132 113H133V111H132ZM262 114H261V116H262ZM249 115H250V113H249ZM249 115H248V117H249ZM251 115H252V113H251ZM37 117H40V118L37 119ZM54 117H52V118H54ZM105 117H106V115H105ZM184 117H186V116H184ZM250 117H249V119H250ZM43 118L44 119L46 118L44 120V122H43ZM55 119H53V121ZM252 119H254V118H252ZM255 119H258V117L255 118ZM63 121H65V120H63ZM10 122H12V121H10ZM47 122H49V121H47ZM209 122H211V121L209 120ZM234 123H235V121H234ZM73 125H75V123H73ZM80 126H82V125L80 124ZM99 126H101V125H99ZM99 126H98V128H99ZM122 126H120V128ZM12 127H14V128H12ZM46 127H45V129L47 130ZM48 127H49V125H48ZM229 127H231V126H229ZM28 128H30V129H28ZM51 129H52V127H51ZM51 129L48 128V131L51 130ZM198 129H200V128H198ZM205 129H206V127H205ZM85 130H87V129H85ZM200 130H202V129H200ZM222 130H224V129H222ZM250 130H251V128H250ZM27 131L33 132V135H31V134L29 135V133H27ZM91 131L93 132V130H91ZM254 131L257 132L256 130H253L252 133ZM11 132H13V133H11ZM53 132H55V131H53ZM106 132H108V131H106ZM101 133H99V134H101ZM57 135H55V136H57ZM103 135L106 136L105 134H103ZM197 135H199V134H197ZM249 135L252 136L251 134H248V138H249ZM7 136H9V135H7ZM32 136H34V137H32ZM44 136H47V135L44 134ZM68 136L69 135H67V137ZM141 136H142V134H141ZM3 137H6L5 134H0V142L2 140L3 141L7 140V139H3ZM41 137H39V138L41 139ZM61 137H63V136H61ZM207 137H208V135H207ZM64 138L66 139V136ZM136 138H134V139L136 140ZM58 139H60V137ZM71 139H73V138H71ZM171 139H173V138H171ZM135 140L133 142H135ZM52 141H53V139H52ZM81 141H82V139H81ZM89 141H91V140H89ZM110 141H112V140L110 139ZM121 143H123V142L121 141ZM159 144H162V143H158V144H156V146L158 147ZM33 145H34V143H33ZM41 145L35 146V148L33 149L35 153L32 154V157L36 158V160L38 162L37 164H40L39 162H42L43 158L45 159V154H44L45 150L43 151L40 148ZM133 145L135 146L136 144H133ZM195 145L198 146L199 148H196ZM137 146L138 145H136V147ZM154 146H155V144H154ZM184 146H185V148H184ZM92 147H94V146H92ZM102 147H101V150L104 149ZM207 147H209V148H207ZM28 148L30 149V147H28V145H27V147H25V146L21 147L20 152H23L22 151L23 149H28ZM89 148H91V147H89ZM1 149H3L2 146H1ZM127 149H128V147H127ZM182 149L184 150L183 153H182ZM206 149H207V151H209L208 154H207V152H205ZM52 150L54 151L55 148H53ZM99 150H98V146H97V150L94 152V154L97 156V158H103V159H106L108 161L109 160H115L117 155L120 154V150L117 149L116 146H115V148L114 147H110V149L105 150L104 151L105 154H106L105 156H103V152H99ZM172 150H173V153L171 155V151ZM3 152H5V149L3 150ZM73 152H74V150H73ZM11 153H12V150H11L10 154ZM24 153H26V152H24ZM12 154L14 155L15 153H12ZM67 154H68V152H67ZM7 155L8 154H6V156ZM73 156H72V159L75 157V156L74 157ZM230 156H232V155H230ZM67 157H68V155H67ZM67 157L65 158V161H66ZM69 157H71V156H69ZM119 157H121V156H119ZM166 157H167V159H166ZM208 157H209L210 161L213 162V165H212V162H210V161H209V163H207V161L209 160ZM191 158H193L191 160V161H193V163H189L188 164V162L190 161L189 159H191ZM72 159H71V161H72ZM13 160H15V159L14 158L11 159V161H13ZM73 160L75 162V159H73ZM169 160H170V162H168ZM69 161H66L65 163H68ZM126 161H127V159H126ZM165 161L168 162V168H165V166L167 164H165V163H164V165L162 164ZM35 163H36V161H35ZM206 163L210 165V167L207 168V172H208L207 175H206V165H207ZM249 163L250 162L248 160V165H249ZM41 164H40V166H42ZM71 164H72V162H71ZM81 165H83V164L81 163ZM149 165H154L156 167L157 171L153 172L152 170H154V169L152 168V166H151L152 169L149 168L148 167ZM248 165H247V168H248ZM4 166L0 163V170L2 172V173L0 172L2 174L0 176V189L1 190L3 189L4 197L8 200L9 204H12V205L15 204V206L17 204H21L24 207L44 206L43 205L44 202L45 203L49 202V200L46 199L47 193L48 194H58V193H55L57 191H54V193H51V192L49 193L48 192L49 190L47 191L46 187L44 186V183H45V179L43 180L44 175H45L43 173V171L45 169L44 166H42L40 169L33 170L34 167L33 166L31 167L29 159L24 161V163L22 165L23 168L19 172H15V173H13L11 171H7L6 172L7 169L4 168ZM52 167H53V165H52ZM104 168H106V167H104ZM234 168L235 167H233V169ZM251 168H252V166L249 165L248 183H249L250 187L253 184V180L260 179V177H257L255 175V172ZM165 169H167L166 173H168V174H166V175H168V177H169V174H170V176L172 175V180L171 181L167 180V178H166L167 176L165 175ZM253 169H255V168L253 167ZM106 170H109V168H107ZM134 172H135V170H134ZM125 173H127V174H125ZM105 174H107V173H105ZM220 174H222V173H220ZM246 174H247V172H246ZM218 175H219V173H218ZM48 176L49 175H47V177ZM174 176H177V178L173 181ZM215 177L218 178L220 181L222 180L221 179L222 176L221 177L215 176ZM99 178L102 179V177H99ZM108 179H109V176H107L106 178L104 177V179H103V180L106 181V183L103 184L105 189L104 188L103 189L105 190L106 195H108V198H111V196H109V194L113 193L114 190H118V193L121 194L122 189L120 191V187L121 186H120V183H119L121 181L114 182V181H112V179L111 180H108ZM204 181H205V179H204ZM210 181H211V178L209 176V178H208L209 185H210ZM261 181H264V179L261 180ZM213 182H215L214 179H213V181L211 183H213ZM160 184H162V185L157 187ZM243 184H244V182H243ZM257 184H259V183H257ZM202 186H204V183H202ZM263 186H264V184H263ZM247 187H248V185H247ZM259 188H260V184H259ZM50 189H52V188H50ZM54 189L56 190L57 186H56V188L54 187ZM208 191H211L210 186L207 187V189H206L207 193H208ZM78 192H80V190ZM93 192H95V191H93ZM132 192H138V194L135 195V196H132ZM171 192H173V195H172ZM97 194H99V193L96 192L95 195H97ZM260 194H259V196H260ZM51 196L52 195H50V197ZM124 196H125V194H124ZM172 196L174 198H171ZM202 196H203V198L201 200L203 201L205 199V192H202ZM210 196H211V194H210ZM57 197H58V195H57ZM57 197H55V198L51 197V199H53V201H56ZM260 197H262V196H260ZM59 198H61V197H59ZM91 198H93V197H91ZM80 199H82V198H80ZM83 199H85V198H83ZM170 199H172V200L170 201ZM261 199L264 200L263 198H261ZM261 199H260V201L262 202ZM207 201H208L209 204L204 203L206 206H204V204H202L201 205L202 207H200L197 210L198 212L196 214H192V215H194V216H196L198 218H201V220L199 221V223L197 225H194L193 222H192V225H189V226H192V233L194 232V229H197L196 226H200V229H197V230L201 231L202 227L204 226V224L202 222L203 217L209 215L214 209L218 211L220 209V207H222V205H223L221 200L219 199V191L215 192L214 196H211L210 198H208ZM76 202H75L74 205L72 204V202H71V204L76 209H79V207L81 208V211L79 210L80 213H81L80 215H84L85 214V216L80 217L79 220L77 219L78 220L77 223H78V225H81V227H83V228L87 227L88 223H89V217L90 216H86V213H88V210L86 209L85 206H89L91 204V202L90 201H89V203H84V202L82 203L80 201H76ZM167 204L170 207L173 206L172 209L170 208L171 210L170 209L168 210ZM255 204L256 203H255L254 198H253V190H252V191H250L247 194V200L245 202V206L243 205V209L245 208L243 210V214L244 213L245 214L242 217L243 224L241 223L240 229L237 230V231H239L238 232V236L240 235V232L242 234V231H243L242 228L245 231H251V230L255 231V229H254V228H256V227H254V226H256L255 218L259 216V215L258 216L252 215L253 212H255V214L259 213V208H258L259 206H255ZM229 207H228V209H229ZM253 207L255 209H253ZM62 208H61V211H59V212H51V213L49 212V213H47V215L44 216V218H45L44 221L41 219L42 222H45L43 224H47L48 227H49V229H44L42 233L40 232L42 235L45 234L48 230H50V232H52L51 230L56 231L57 226H59L58 224L60 223L61 217L64 216L63 213H65V216H66V212H64V211H65V209L67 210L68 207H66L65 209H62ZM162 208L165 209V217H166L165 221H163L161 219L163 217V216H161V209ZM201 208H204V209H201ZM247 208H249L251 210H248ZM220 211L221 210H219V212ZM224 212H225V210H224ZM180 214H182V213H180ZM89 215H91V214H89ZM154 215H156V214H154ZM222 215H223V212H222ZM103 216H101V217H103ZM222 219L226 220V216L223 215ZM62 220H65V219L63 218ZM140 220H141V218H140ZM223 220H219V222H221ZM227 221H229V220L224 221V226H226V222ZM262 221H264V220H262ZM128 224H129L131 233L135 229H144L143 226L140 225L137 222H132V223H128ZM179 225L180 224L179 223L177 224V222L173 223L172 226L175 227V228L173 229V227L171 226L172 227L171 232L173 231V233H171V236L174 235V237L178 238L179 233H180V231L178 230ZM33 227L30 228L29 230L33 229ZM263 227L264 226H262L261 228H263ZM65 228H66V224H62L60 226L61 230L65 229ZM112 229H113V231H112ZM29 230L26 231V228H25V229H22L21 231L23 232V235H26V234L29 233ZM260 231H263L261 233H264V228L260 229ZM154 232H155V230H152L150 233H154ZM167 232H168V229H167ZM41 234H40V236H41ZM248 234H251V233L249 232ZM171 236L166 235L164 239H166L168 237L172 238ZM23 237H24V239H23L24 242H21V244H24V243L27 244L28 247H26V246H24V247H26V249L28 248L29 251L37 250L39 248L38 246H40V248H41L40 251L38 252V254H32L31 252H29L31 254H28L27 257L25 255H21V257H24L23 261H24L25 264H29V262H28L29 260H27L26 258H28V257L30 258V256H34V255L36 256V258L34 260L38 261L39 260L38 256H39L41 250H43V249L46 250L47 245L50 243V241L51 242L53 240L56 241L59 238V237L58 238L57 237H52L50 235H44L41 240H39L38 238H35V239L29 238L28 235L27 236H23ZM151 237H152V234H151ZM62 238H64V236H61V239ZM29 239H32L31 240L32 241L31 245H30ZM100 239H101V237H100ZM154 239H156V238H154ZM242 241H243V239H242ZM61 242H63V241H61ZM59 244H64V243H59ZM197 244H198V242H197ZM246 244H247L246 249H247V253L249 255V259L245 263L246 264H264V255H263L264 252L262 253V248H264V238H263V236H259V237H254V236L251 237L250 236L249 237V235H248L247 239H246ZM24 247H23V249H24ZM55 247H56V242H55ZM67 247H69V246H67ZM197 247L199 248V246H197ZM52 248L54 249L53 246H52ZM62 248H64V247H62ZM11 249H13V248H10V250ZM26 249H24L25 250L24 253L26 252ZM79 252H82V250L80 249L79 251H76L77 255L80 256ZM104 252H102V253H104ZM14 253H17V250H15ZM76 253H73V254H76ZM66 254H67V252H66ZM150 254H152V257L150 256ZM196 254H197V252H196ZM243 258H244V256H243ZM189 260H190V258H189ZM230 262H232V261H230ZM100 264H101V262H100ZM234 264H235V261H234Z\"/></svg>", "mask_w": 264, "mask_h": 264}, {"label": "water", "instance_id": "water-1", "mask_svg": "<svg viewBox=\"0 0 264 264\" xmlns=\"http://www.w3.org/2000/svg\"><path fill=\"white\" fill-rule=\"evenodd\" d=\"M158 13L218 32L248 50L264 48V0H149Z\"/></svg>", "mask_w": 264, "mask_h": 264}]
</instances>
